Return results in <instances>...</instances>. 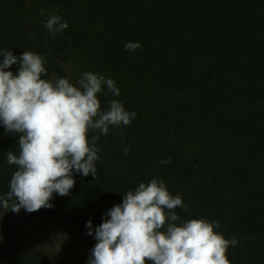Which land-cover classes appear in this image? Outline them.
<instances>
[{"label": "trees", "instance_id": "16d2710c", "mask_svg": "<svg viewBox=\"0 0 264 264\" xmlns=\"http://www.w3.org/2000/svg\"><path fill=\"white\" fill-rule=\"evenodd\" d=\"M46 1L73 11L55 37L45 21L27 19L29 0H0V49L43 55V78L68 77L70 55L89 51L120 89L114 96L104 86L102 110L116 99L137 115L106 136L89 133L100 136L96 177L73 170L74 187L53 193L52 208L7 212L78 234H88L91 220L94 234L124 192L158 177L187 205L175 209L182 220L217 221V232L237 238L227 251L231 264H264V0ZM128 42L142 46L126 51ZM18 139L0 124V194L16 170L7 152L18 154ZM88 259L0 249V264Z\"/></svg>", "mask_w": 264, "mask_h": 264}, {"label": "clouds", "instance_id": "9594fccd", "mask_svg": "<svg viewBox=\"0 0 264 264\" xmlns=\"http://www.w3.org/2000/svg\"><path fill=\"white\" fill-rule=\"evenodd\" d=\"M45 27L55 37L68 23L52 15ZM141 46L128 42L125 50ZM17 63L16 73L6 70ZM46 63L34 51L25 50L18 58L0 49V124L6 132L19 134L18 154L7 152V163L16 170L9 190L0 194L5 212L52 208L53 193L65 196L74 187L73 170L96 177L100 136L89 139V133L98 130L106 136L110 126H127L137 115L116 99L102 110L98 94H103L104 86L120 95L112 78L92 71L83 72L75 83L67 77L43 78ZM129 150L126 147L124 155ZM169 162L170 158L160 161ZM178 207L187 205L158 177L124 192L122 203L110 208L95 228L96 243L87 264H231L227 251L237 245V238L217 232V221L182 220L175 211ZM86 227L93 235L91 220Z\"/></svg>", "mask_w": 264, "mask_h": 264}, {"label": "rangeland", "instance_id": "374dc122", "mask_svg": "<svg viewBox=\"0 0 264 264\" xmlns=\"http://www.w3.org/2000/svg\"><path fill=\"white\" fill-rule=\"evenodd\" d=\"M52 15H59L62 22L70 24L73 11L53 6L46 0H29L25 9V16L30 21L46 22ZM99 68L89 51L74 52L67 61V78L75 83L86 71L103 74L107 78ZM95 243L94 234L69 232L47 218L0 211V249L18 248L73 262L88 259Z\"/></svg>", "mask_w": 264, "mask_h": 264}]
</instances>
